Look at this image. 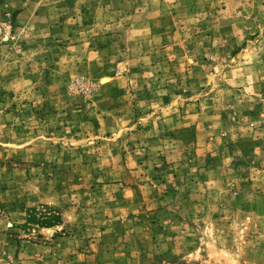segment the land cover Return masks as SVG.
<instances>
[{"label":"rangeland","instance_id":"obj_1","mask_svg":"<svg viewBox=\"0 0 264 264\" xmlns=\"http://www.w3.org/2000/svg\"><path fill=\"white\" fill-rule=\"evenodd\" d=\"M30 1L0 0V264H264V0Z\"/></svg>","mask_w":264,"mask_h":264},{"label":"crops","instance_id":"obj_2","mask_svg":"<svg viewBox=\"0 0 264 264\" xmlns=\"http://www.w3.org/2000/svg\"><path fill=\"white\" fill-rule=\"evenodd\" d=\"M57 2L50 0H31L20 8L16 13L17 22L24 25H30L33 22H38V25L52 24L56 18ZM40 22V23H39ZM44 22L45 24L41 23ZM111 48L110 44H107ZM106 45H101L100 50L105 51Z\"/></svg>","mask_w":264,"mask_h":264},{"label":"trees","instance_id":"obj_3","mask_svg":"<svg viewBox=\"0 0 264 264\" xmlns=\"http://www.w3.org/2000/svg\"><path fill=\"white\" fill-rule=\"evenodd\" d=\"M55 217H58V216H55Z\"/></svg>","mask_w":264,"mask_h":264}]
</instances>
